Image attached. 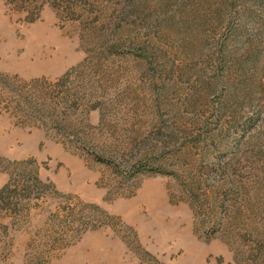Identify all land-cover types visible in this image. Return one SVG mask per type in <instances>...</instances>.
<instances>
[{"label": "rangeland", "instance_id": "rangeland-1", "mask_svg": "<svg viewBox=\"0 0 264 264\" xmlns=\"http://www.w3.org/2000/svg\"><path fill=\"white\" fill-rule=\"evenodd\" d=\"M0 264H264V0H0Z\"/></svg>", "mask_w": 264, "mask_h": 264}]
</instances>
